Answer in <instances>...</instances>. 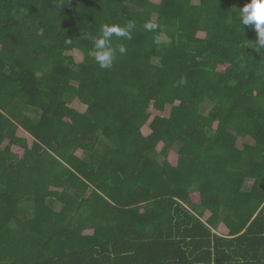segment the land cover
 Listing matches in <instances>:
<instances>
[{"label":"trees","instance_id":"trees-1","mask_svg":"<svg viewBox=\"0 0 264 264\" xmlns=\"http://www.w3.org/2000/svg\"><path fill=\"white\" fill-rule=\"evenodd\" d=\"M249 2L0 0V264H264V48L238 18ZM129 22L101 68L92 38Z\"/></svg>","mask_w":264,"mask_h":264},{"label":"clouds","instance_id":"clouds-1","mask_svg":"<svg viewBox=\"0 0 264 264\" xmlns=\"http://www.w3.org/2000/svg\"><path fill=\"white\" fill-rule=\"evenodd\" d=\"M239 21L245 27L253 29L258 39L254 46L256 48H264V0H250L239 11ZM135 27L134 22H129L125 27L119 25L104 24L101 27V33L97 37H93L95 48V61L101 68L107 69L112 66L115 58L116 49L112 47V37H125L131 39V30ZM147 30H154L157 25L152 22L145 23ZM260 47H257V46ZM119 53L124 54L126 48L119 47Z\"/></svg>","mask_w":264,"mask_h":264},{"label":"rangeland","instance_id":"rangeland-1","mask_svg":"<svg viewBox=\"0 0 264 264\" xmlns=\"http://www.w3.org/2000/svg\"><path fill=\"white\" fill-rule=\"evenodd\" d=\"M154 3L158 4L160 3L161 0H152ZM202 35V34H201ZM69 55H72L76 61L78 63L82 62L83 60V53L80 51V50H72V51H69L68 52ZM68 106L72 109H75L81 113H85L87 110H88V106L86 104H84L83 102H81L78 98H71L68 100ZM171 110H172V107L170 105L167 106L166 110H165V115L166 116H169L170 113H171ZM142 131L145 135H149L151 133V129H150V126L149 125H145L143 128H142ZM19 135L21 136H24V137H27L29 139L30 142H32V137L23 129L20 127L19 131H18ZM8 144V140L5 139V140H2L0 142V147L3 148L5 147L6 145ZM253 145L255 144V141L251 138V137H245V138H239L238 140V146L240 148H243L244 146L246 145ZM78 155H81V151H78L77 152ZM57 208V207H55ZM211 215L210 211H206L205 212V215L203 217L204 220H206L209 216ZM226 228L224 227V225H220L219 228H218V232L220 233H223L225 234L226 233ZM90 233H93V230L91 229H87L85 231V234L86 235H89Z\"/></svg>","mask_w":264,"mask_h":264},{"label":"crops","instance_id":"crops-1","mask_svg":"<svg viewBox=\"0 0 264 264\" xmlns=\"http://www.w3.org/2000/svg\"><path fill=\"white\" fill-rule=\"evenodd\" d=\"M149 260H154V258L150 257L149 255L146 257H139V258L135 259V264H152V263L148 262ZM137 261H138V263H137Z\"/></svg>","mask_w":264,"mask_h":264}]
</instances>
